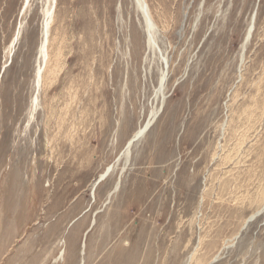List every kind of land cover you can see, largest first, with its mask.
I'll return each mask as SVG.
<instances>
[{
  "label": "rangeland",
  "instance_id": "374dc122",
  "mask_svg": "<svg viewBox=\"0 0 264 264\" xmlns=\"http://www.w3.org/2000/svg\"><path fill=\"white\" fill-rule=\"evenodd\" d=\"M147 3L154 49L133 0H57L26 127L44 0H0V264H264V0Z\"/></svg>",
  "mask_w": 264,
  "mask_h": 264
},
{
  "label": "bare ground",
  "instance_id": "6f19581e",
  "mask_svg": "<svg viewBox=\"0 0 264 264\" xmlns=\"http://www.w3.org/2000/svg\"><path fill=\"white\" fill-rule=\"evenodd\" d=\"M133 1H134V4H135V7H136L137 11L139 12V14L141 15L142 20H143L144 30H145L146 38H147V46H148V48L154 49L155 46H156V38H155V35H156V31H157V25L155 23V19L153 18V15L151 13V10H150V7H149V5L147 3V0H133ZM29 5H30V0H23L22 12H25L29 8ZM56 7H57V0H44V4H43L42 9H41V16H42L41 38H40V42H39V46H38V50H37V55H38L37 56V59H36V63L37 64H36V69H35L34 77H33V90H34V92L32 93V95L30 97V101H29V107H28V111H27V125H26V127H28V125L30 124L31 120H33V118H34L35 112H36L37 107H38V102H39L38 101L39 90L41 88L42 83L45 81V80L43 81L44 75H45L44 72H45V70L47 68V64L49 63L48 61L50 59L49 58L50 57V55H49V40H50L49 37H50V30H51V26H52L53 22L55 21L54 18H55ZM51 33H52V31H51ZM58 34H60V33H58ZM248 37L249 36H248V33H247L246 41L248 40ZM18 38H19V29L16 31L15 36L11 40L10 45L8 47V54L9 55L12 52L13 47L16 45V43L18 41ZM53 40H54V38H53ZM60 42H61V40H60ZM58 47H60V46H58ZM59 50H57V51H59ZM53 60H54V62L56 61L55 59H53ZM48 77L50 78V76H48ZM164 79H165V76H164L163 72H161V75H160V78H159V88H158V91H161L162 86H163V83H164ZM154 116H155L154 111H151L150 117L147 120L146 124L140 126L131 135V137L126 141V143H125V151L123 152L125 155H127L125 157H128V153H129V150H130V146L133 143H135L137 140H139V138H141V136L144 134V132L150 126L151 119ZM125 159L128 160L127 158H125ZM108 172H109V169L105 172V174H103L100 177V179L102 180L103 178H105V176L108 174ZM262 208L264 209V202L262 204ZM252 216L253 215H251V217ZM246 222H247V220L244 222V225H245ZM212 257H214V256H212Z\"/></svg>",
  "mask_w": 264,
  "mask_h": 264
},
{
  "label": "water",
  "instance_id": "95a60500",
  "mask_svg": "<svg viewBox=\"0 0 264 264\" xmlns=\"http://www.w3.org/2000/svg\"><path fill=\"white\" fill-rule=\"evenodd\" d=\"M262 211H264V209H263ZM260 213H261V212H258V213H256L254 216L250 217V218L247 220V222L245 223V226H246L250 221H252L257 215H259Z\"/></svg>",
  "mask_w": 264,
  "mask_h": 264
}]
</instances>
